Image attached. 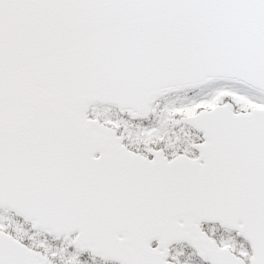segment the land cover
Returning a JSON list of instances; mask_svg holds the SVG:
<instances>
[{
	"label": "snow or ice",
	"instance_id": "obj_1",
	"mask_svg": "<svg viewBox=\"0 0 264 264\" xmlns=\"http://www.w3.org/2000/svg\"><path fill=\"white\" fill-rule=\"evenodd\" d=\"M0 264H264V0H0Z\"/></svg>",
	"mask_w": 264,
	"mask_h": 264
}]
</instances>
